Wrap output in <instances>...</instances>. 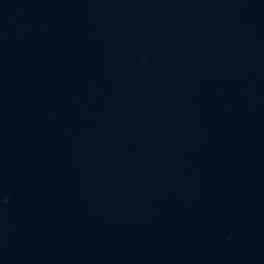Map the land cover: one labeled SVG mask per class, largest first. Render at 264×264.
I'll list each match as a JSON object with an SVG mask.
<instances>
[{
    "label": "water",
    "instance_id": "1",
    "mask_svg": "<svg viewBox=\"0 0 264 264\" xmlns=\"http://www.w3.org/2000/svg\"><path fill=\"white\" fill-rule=\"evenodd\" d=\"M0 264H264V0H0Z\"/></svg>",
    "mask_w": 264,
    "mask_h": 264
}]
</instances>
